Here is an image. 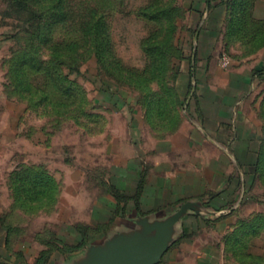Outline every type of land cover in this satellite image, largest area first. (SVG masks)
<instances>
[{"label": "crops", "instance_id": "1", "mask_svg": "<svg viewBox=\"0 0 264 264\" xmlns=\"http://www.w3.org/2000/svg\"><path fill=\"white\" fill-rule=\"evenodd\" d=\"M179 4L196 20L175 69L174 116L133 117L105 167L65 177L38 157L7 159L0 264L144 259L161 230L153 264L218 263L228 217L264 165V0Z\"/></svg>", "mask_w": 264, "mask_h": 264}, {"label": "rangeland", "instance_id": "2", "mask_svg": "<svg viewBox=\"0 0 264 264\" xmlns=\"http://www.w3.org/2000/svg\"><path fill=\"white\" fill-rule=\"evenodd\" d=\"M179 3L0 0V173L37 157L65 177L105 167L133 117L174 116L196 20ZM226 225L217 264H264V165Z\"/></svg>", "mask_w": 264, "mask_h": 264}, {"label": "water", "instance_id": "3", "mask_svg": "<svg viewBox=\"0 0 264 264\" xmlns=\"http://www.w3.org/2000/svg\"><path fill=\"white\" fill-rule=\"evenodd\" d=\"M162 232L163 230L159 231L156 234L150 246L149 253L147 257H145L144 259H137V257L131 258L130 255H123V256L117 257L116 259L112 261H108L107 264H153L156 261L161 251V247L158 244V238Z\"/></svg>", "mask_w": 264, "mask_h": 264}, {"label": "built area", "instance_id": "4", "mask_svg": "<svg viewBox=\"0 0 264 264\" xmlns=\"http://www.w3.org/2000/svg\"><path fill=\"white\" fill-rule=\"evenodd\" d=\"M229 62H230V57L225 53L221 54L219 59L220 65L222 67H227L229 65Z\"/></svg>", "mask_w": 264, "mask_h": 264}]
</instances>
